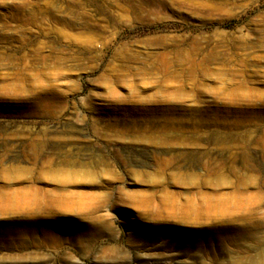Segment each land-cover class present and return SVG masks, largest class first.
I'll return each instance as SVG.
<instances>
[{
  "label": "rangeland",
  "instance_id": "1",
  "mask_svg": "<svg viewBox=\"0 0 264 264\" xmlns=\"http://www.w3.org/2000/svg\"><path fill=\"white\" fill-rule=\"evenodd\" d=\"M68 163L90 177L69 189L105 195V231L12 264H264V205L258 240L198 246L134 237L123 195L188 197L190 175L264 201V0H0V169L41 185Z\"/></svg>",
  "mask_w": 264,
  "mask_h": 264
},
{
  "label": "bare ground",
  "instance_id": "2",
  "mask_svg": "<svg viewBox=\"0 0 264 264\" xmlns=\"http://www.w3.org/2000/svg\"><path fill=\"white\" fill-rule=\"evenodd\" d=\"M76 142L77 139L68 136L60 145L68 150ZM68 165L56 176L41 179V185L37 178L10 176L8 171L17 168L5 165L0 169V264L35 262L21 252H12L28 241L75 243L91 240L105 231L106 223L98 214L101 209L98 201L105 195L69 189L70 184L89 183L90 177L89 174L82 177L81 171L88 173L82 165ZM184 180L194 190L188 197L164 193L154 199L155 195L140 191L124 192V197L135 204L136 215L147 219L132 222L137 229L134 237L155 242L176 235L181 242L198 246L240 245L249 238L257 239L255 230L260 225L256 222L264 205V201L254 199L259 194L246 193L244 187H239L231 196L203 194L196 192L198 182L193 176ZM47 182L54 186L49 187ZM219 184L225 182L220 179ZM2 249L9 252L2 253Z\"/></svg>",
  "mask_w": 264,
  "mask_h": 264
}]
</instances>
